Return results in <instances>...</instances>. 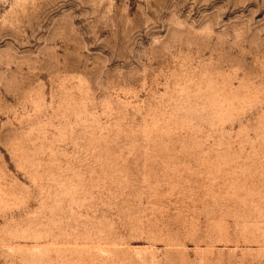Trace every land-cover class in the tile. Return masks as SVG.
<instances>
[{"label":"rangeland","instance_id":"obj_1","mask_svg":"<svg viewBox=\"0 0 264 264\" xmlns=\"http://www.w3.org/2000/svg\"><path fill=\"white\" fill-rule=\"evenodd\" d=\"M0 264H264V0H0Z\"/></svg>","mask_w":264,"mask_h":264}]
</instances>
